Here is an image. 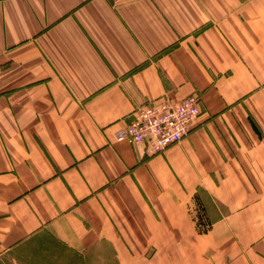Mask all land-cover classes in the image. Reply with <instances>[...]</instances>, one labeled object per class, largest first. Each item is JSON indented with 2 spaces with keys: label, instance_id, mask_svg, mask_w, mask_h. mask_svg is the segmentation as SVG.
<instances>
[{
  "label": "crops",
  "instance_id": "1",
  "mask_svg": "<svg viewBox=\"0 0 264 264\" xmlns=\"http://www.w3.org/2000/svg\"><path fill=\"white\" fill-rule=\"evenodd\" d=\"M0 264H264V0H0Z\"/></svg>",
  "mask_w": 264,
  "mask_h": 264
},
{
  "label": "built area",
  "instance_id": "2",
  "mask_svg": "<svg viewBox=\"0 0 264 264\" xmlns=\"http://www.w3.org/2000/svg\"><path fill=\"white\" fill-rule=\"evenodd\" d=\"M199 116V96L192 95L179 103L165 99L138 108L133 122L117 134V139L146 144L148 156L159 155L189 136Z\"/></svg>",
  "mask_w": 264,
  "mask_h": 264
}]
</instances>
